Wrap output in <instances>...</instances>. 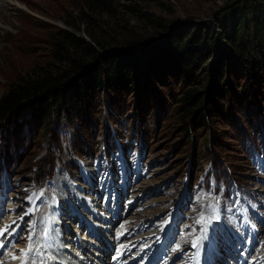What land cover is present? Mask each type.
<instances>
[{
	"label": "rangeland",
	"instance_id": "rangeland-1",
	"mask_svg": "<svg viewBox=\"0 0 264 264\" xmlns=\"http://www.w3.org/2000/svg\"><path fill=\"white\" fill-rule=\"evenodd\" d=\"M235 1L107 0L108 8L94 16L83 0H0V97L13 81L44 68L51 61V43L57 30L89 40L88 33L92 34L94 28L86 16L90 20H107L118 33L122 30L120 27L125 26L123 33L127 34L131 28L136 33L151 31L142 17L149 11L163 16L173 24L171 27L187 20L196 23V30L213 34L221 9ZM134 5L139 11L131 10ZM110 12L120 19L119 25L116 26ZM170 80L167 83L152 80L151 91L147 93L141 84L139 93L131 95L132 90L122 94L120 101L103 91L101 98L94 99L88 112L77 115L78 118H72L61 108L59 115L56 113L54 120L46 122L44 127L34 125L33 130L24 128L23 132L13 131L12 135L6 126L0 129V264H14L8 255L5 256L7 244L11 245L8 250L11 254L18 251L19 246H23L20 248L25 252L31 245L26 242L30 236H33L32 253L43 249L42 255L35 256L42 264V259L48 257L46 249L54 244L48 234L55 228L58 240L67 247L59 250L63 259L82 255L84 250L80 244H83L91 258H100L98 264L111 263L112 255L108 251L111 245V251L114 250L115 243L112 244L108 235V223L113 225L114 222L106 212L101 213L100 203L94 198L112 191L111 185L117 184L110 175L98 172L93 180H89L91 175L84 173L77 177L70 168L78 164V167L87 166L90 170L98 162L106 161L104 166H109L115 173L118 164L122 166L129 156L139 161L142 170L138 177L133 175L134 182L133 177L129 178L126 190L118 186L117 191L129 194L128 191L137 186L130 192L142 196L132 202L127 216L120 217L123 222L119 225L117 242L120 245L117 249L124 245L123 253L127 248H133L131 242L137 237L145 242L155 239L158 228L166 225L165 219L170 220L171 233L162 235L166 233L162 229L158 236L160 241L156 240L154 246L167 244L170 248L168 252L158 254L151 264H184L191 258V249L182 244L191 242L194 246L191 236L194 235L198 244L206 232L212 234L214 241H210V236L205 237L207 251L216 241L220 251L226 250L225 241L215 237L228 239L234 252L241 246L248 247V233L258 240L259 232L264 240V97L257 96L244 104L234 103L230 113L224 109L226 116L221 121L200 128L193 126L194 123L189 124L191 118L179 116L174 105L186 89H193L195 83L189 82L182 88L177 85V80ZM184 128H187L186 132ZM137 135H141V143L134 139ZM247 141H252L247 146L251 149L250 154L243 151ZM98 156L101 157L96 160ZM4 157H7V163ZM47 162L51 165L50 172H43L42 176L51 171L53 176L36 183L34 176H39L35 173ZM224 177L227 179L222 181ZM118 180L117 177V183ZM117 191L110 194L111 201L120 205L124 196L121 194L119 201ZM202 195L205 199H201ZM160 198L168 201L157 203ZM44 200L46 202L42 204ZM48 200L56 202L59 211H53ZM79 208L83 211H79L80 214L90 217L95 214L99 221H105L97 223L99 231L93 238L77 224L74 213ZM134 210L140 214L128 219ZM10 211L20 219L26 217L21 221L13 219V229L6 228ZM101 226L106 229H100ZM182 227L186 231L181 235ZM42 232L47 233L49 244L37 242ZM61 233H68L62 237L68 236L70 244L61 242ZM177 235L181 237L174 241ZM166 236L168 243L163 241ZM102 240L107 242H103V246ZM126 240L131 242L125 244ZM195 246L198 249L204 244ZM144 247H140L139 256ZM154 253L149 255L150 260ZM14 255L19 257V254ZM129 256L122 254V260L119 258L112 264L135 260L124 261ZM227 259V256L219 255L221 262ZM19 262L17 260L16 264ZM149 263L148 259L140 264Z\"/></svg>",
	"mask_w": 264,
	"mask_h": 264
},
{
	"label": "trees",
	"instance_id": "trees-1",
	"mask_svg": "<svg viewBox=\"0 0 264 264\" xmlns=\"http://www.w3.org/2000/svg\"><path fill=\"white\" fill-rule=\"evenodd\" d=\"M83 2L94 16L109 6L107 0ZM131 10L139 11L135 5ZM110 13L119 25L120 19ZM86 17L94 28L89 40L57 30L51 61L13 81L0 97V129L6 126L12 135L34 125L44 127L61 108L78 118L103 91L120 101L122 94L139 93L141 84L150 92L152 80L174 79L182 88L195 83L174 105L179 116L191 118L189 124L200 128L221 121L234 103L264 97V0L227 4L216 17L213 34L196 30V23L187 20L171 27L163 16L149 11L142 17L151 31L138 33L134 28L123 33L124 26L119 34L107 20ZM50 169V162L43 163L35 175L43 179Z\"/></svg>",
	"mask_w": 264,
	"mask_h": 264
},
{
	"label": "bare ground",
	"instance_id": "bare-ground-1",
	"mask_svg": "<svg viewBox=\"0 0 264 264\" xmlns=\"http://www.w3.org/2000/svg\"><path fill=\"white\" fill-rule=\"evenodd\" d=\"M1 10V9H0ZM2 11V10H1ZM40 200H42V199H40ZM168 200H165V199H158L156 202L157 203H164V202H167ZM62 203V202H61ZM152 203V202H151ZM139 204V203H138ZM149 204V203H148ZM139 209V208H138ZM138 214H140V213H138V212H136L135 210L133 211V212H130V216L128 217V219H133V218H135L134 216H138ZM134 215V216H133ZM145 218V217H144ZM126 220V219H125ZM147 220V219H146ZM152 220V219H151ZM102 222H105L104 220H102ZM143 223V222H142ZM149 223V222H148ZM145 224V223H144ZM139 225V224H138ZM135 227V226H134ZM143 227V226H142ZM103 228H105L106 229V226H101L100 227V229H103ZM123 228V227H122ZM156 230V229H155ZM244 231V230H243ZM99 235V234H98ZM127 235V234H126ZM258 235H259V232H258ZM258 235H256V237H258ZM47 235L46 234H44V232H42L41 233V235L40 236H38L37 237V239H38V241L37 242H39V240H41L42 241V245H44L45 244V241L48 239L47 237H46ZM57 237H58V234H57ZM51 238V237H50ZM210 238V241H212V242H214L213 241V237L212 236H210L209 237ZM209 238L207 239V240H209ZM102 239V238H101ZM238 241V240H237ZM88 242V241H87ZM197 243V242H196ZM49 244V243H48ZM190 244H193V243H191L190 242ZM189 245V244H188ZM75 246V245H74ZM80 246H81V248H83V250H84V253L82 254V255H76V256H74V258L72 257H70L69 258V256L68 257H65L64 259H63V257H61L62 255H61V252L59 251L61 248V251L62 250H64V248H67L66 246H64V245H62L61 243H60V241L58 240V243H57V251H58V253H59V255L58 256H56V258H57V260H55V261H50V259H48V257H45V259H42V264H98V262H99V257H96L94 254H92V256H95L96 258H91V256H89L88 254H87V252H89V250L86 248V246L85 245H83V244H80ZM34 248V247H33ZM122 246L121 247H119L118 249H117V254H118V257L114 260L115 262L117 261L118 262V260H119V258H121V255L123 254L124 256L129 252V250L130 249H127L124 253H121V250H122ZM197 247L196 246H193V249H194V251H193V257H192V259L190 258L187 262L185 261V263L184 264H203V254H199V252H200V249L201 248H198V249H196ZM35 249H37V248H35ZM192 249V250H193ZM99 250V249H98ZM125 250V249H124ZM196 250V251H195ZM263 251H264V249H262ZM100 251H102V250H100ZM185 251V248L182 250V252H184ZM202 251V250H201ZM43 252V249L42 248H40V249H37L35 252H33L32 253V255H31V252H30V254H29V256H30V261H29V263H27V264H33V262H35V264H40V262H41V260H36L35 259V256H37V255H39V254H41V253ZM103 252V251H102ZM203 252V251H202ZM152 252H150L149 250H145L144 252H143V254L142 255H145V259H147L148 258V256L151 254ZM191 253V252H190ZM42 255V254H41ZM264 255V254H263ZM150 257V256H149ZM261 258V256L260 257H256L255 259H253V261L251 262V264H257V263H259L261 260H259ZM40 259V258H39ZM237 259V258H236ZM126 260V259H125ZM20 261V260H19ZM23 261V260H22ZM22 261L21 262H19L18 264H22ZM113 261V262H114ZM210 260H208V261H206L205 262V264H210ZM127 263V262H126ZM160 263V262H159ZM106 264H112V261H111V263L110 262H108V263H106ZM263 264V263H262Z\"/></svg>",
	"mask_w": 264,
	"mask_h": 264
},
{
	"label": "snow or ice",
	"instance_id": "snow-or-ice-1",
	"mask_svg": "<svg viewBox=\"0 0 264 264\" xmlns=\"http://www.w3.org/2000/svg\"><path fill=\"white\" fill-rule=\"evenodd\" d=\"M203 219V218H202ZM8 227H11L10 225L9 226H6V228ZM2 234V233H0ZM195 246V245H194ZM32 251V247L31 245H29V248L26 252H23L22 255L25 257V259L22 261V264H27V259H28V256H29V253ZM13 259H16L17 257L16 256H13L12 257ZM33 264H35V262H33Z\"/></svg>",
	"mask_w": 264,
	"mask_h": 264
}]
</instances>
